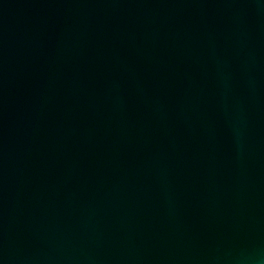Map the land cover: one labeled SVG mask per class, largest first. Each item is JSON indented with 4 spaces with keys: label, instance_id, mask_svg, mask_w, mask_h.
Wrapping results in <instances>:
<instances>
[{
    "label": "water",
    "instance_id": "obj_1",
    "mask_svg": "<svg viewBox=\"0 0 264 264\" xmlns=\"http://www.w3.org/2000/svg\"><path fill=\"white\" fill-rule=\"evenodd\" d=\"M0 264H264V0H0Z\"/></svg>",
    "mask_w": 264,
    "mask_h": 264
}]
</instances>
